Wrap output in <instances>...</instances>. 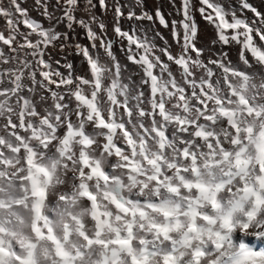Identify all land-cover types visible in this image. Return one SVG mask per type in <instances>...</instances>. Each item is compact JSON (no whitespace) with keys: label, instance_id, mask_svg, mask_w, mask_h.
Here are the masks:
<instances>
[{"label":"snow or ice","instance_id":"6c2138e0","mask_svg":"<svg viewBox=\"0 0 264 264\" xmlns=\"http://www.w3.org/2000/svg\"><path fill=\"white\" fill-rule=\"evenodd\" d=\"M35 5L0 0V264H264V12Z\"/></svg>","mask_w":264,"mask_h":264},{"label":"bare ground","instance_id":"6f19581e","mask_svg":"<svg viewBox=\"0 0 264 264\" xmlns=\"http://www.w3.org/2000/svg\"><path fill=\"white\" fill-rule=\"evenodd\" d=\"M28 1L29 0H23V3H24L25 7L29 8L30 15L32 17H35V18L39 19V20H43V18L39 15L38 11L35 10L34 8H32V4H30L32 1L30 3ZM251 1L254 4L253 6L256 7V8H258L259 6H262L264 4V0H251ZM33 2H34V0H33ZM52 2H54V0H52ZM94 2H95V0H94ZM262 8H263V6L261 7V9ZM95 11H96V13L99 14L101 12V9L99 7H97L95 9ZM259 11H261V10H259ZM261 12H264V11H261ZM77 15L78 16H84L85 13L78 12ZM102 19L108 25L109 32H111V27H112V14H111V12H109L107 15L103 16ZM43 22L45 24L48 23V21H46V20H44ZM200 22H202V21H200ZM2 25H3V21H0V26H2ZM200 26L202 28H203V26H205V27L209 26V28H210V29L207 28L208 31L206 30V32H205V33H207V34H205L206 36H202L204 39L199 40V44H198V46L205 48V56H208L210 53H215L216 51H218L219 48H220V45H216L215 47H212L211 42H212L213 39L216 38V34H215V30H214L213 26L209 22H207L205 20L203 22V24H201ZM59 27H60V30H64L63 29V25H60ZM203 30L201 29V31H203ZM76 38L79 40L80 43H87V40L84 39V34H83V30L82 29L77 28V36H76ZM225 50L228 51L229 56H230V58L233 61L237 60V58H238V47H236V46H226ZM69 51H71V50H69ZM115 51L117 52V55L123 60V53L119 51V46L118 45L115 46ZM61 55L62 54L59 52L58 49H56L53 52V56H54L55 59H59L61 57ZM68 60L73 63L74 68L76 69V71L79 72V71H82L84 69V65L82 64L81 58L79 56L69 55L68 56ZM129 68L134 70V66L130 62H129ZM61 70L64 71L63 68Z\"/></svg>","mask_w":264,"mask_h":264},{"label":"rangeland","instance_id":"374dc122","mask_svg":"<svg viewBox=\"0 0 264 264\" xmlns=\"http://www.w3.org/2000/svg\"><path fill=\"white\" fill-rule=\"evenodd\" d=\"M28 2L29 3L31 2L30 4H32V8H34L36 10V8H35L36 7L35 6V0H34V2H33V0H29ZM215 2L221 3L226 9H228V8H236V9H239V5H240V0H215ZM179 3H180V0H176L177 6H179ZM194 3L196 4L197 7H199V0H194ZM249 3H251L252 5H254L251 0H249ZM142 4H143V7L146 10L152 12L153 14H154L155 9L157 7H159L162 10V12L165 13L166 18H169V19H171V18L179 19V17L175 13V9H173L172 6H171V0H142ZM262 6H263V8H262L263 10L261 9ZM262 6H259L257 9L258 10H261V11H264V4ZM169 13H171V17L168 16ZM245 14L247 16H249V17H251L253 15L250 11H246ZM195 19L197 21L198 29H199V31H198V37H197L198 38V41H199L201 39H204L202 36H206L205 34H207V33H205V32H206V30L208 31V29H210V28H209V26L208 27L203 26V28L200 26L201 24H203V22L205 20L201 18L200 13L198 11L195 12ZM200 21H202V22H200ZM144 24L146 26L153 27L154 30L156 32H159L165 39H167L169 41V43L172 42V36H171V32H170V29L169 28H163L161 25H159L158 22L155 25H151L150 22H148V21L145 22L144 21ZM201 29L202 30L204 29V30L201 31ZM157 43L162 44L163 41L160 40L159 38H157ZM173 47H175V45H173Z\"/></svg>","mask_w":264,"mask_h":264}]
</instances>
